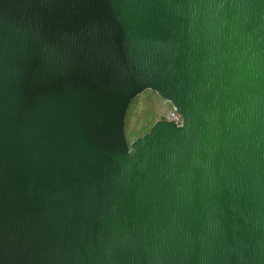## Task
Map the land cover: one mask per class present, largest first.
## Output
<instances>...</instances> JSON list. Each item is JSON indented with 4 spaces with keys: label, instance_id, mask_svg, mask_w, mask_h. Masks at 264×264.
I'll use <instances>...</instances> for the list:
<instances>
[{
    "label": "water",
    "instance_id": "1",
    "mask_svg": "<svg viewBox=\"0 0 264 264\" xmlns=\"http://www.w3.org/2000/svg\"><path fill=\"white\" fill-rule=\"evenodd\" d=\"M0 264H264V0H0Z\"/></svg>",
    "mask_w": 264,
    "mask_h": 264
},
{
    "label": "rangeland",
    "instance_id": "2",
    "mask_svg": "<svg viewBox=\"0 0 264 264\" xmlns=\"http://www.w3.org/2000/svg\"><path fill=\"white\" fill-rule=\"evenodd\" d=\"M171 104L155 91L146 90L136 97L128 110L126 118V137L131 143L148 133L157 120H162Z\"/></svg>",
    "mask_w": 264,
    "mask_h": 264
},
{
    "label": "built area",
    "instance_id": "3",
    "mask_svg": "<svg viewBox=\"0 0 264 264\" xmlns=\"http://www.w3.org/2000/svg\"><path fill=\"white\" fill-rule=\"evenodd\" d=\"M162 120L175 123L177 126L183 125V116L174 108H170L162 117Z\"/></svg>",
    "mask_w": 264,
    "mask_h": 264
}]
</instances>
